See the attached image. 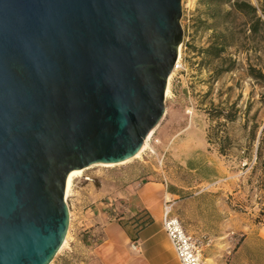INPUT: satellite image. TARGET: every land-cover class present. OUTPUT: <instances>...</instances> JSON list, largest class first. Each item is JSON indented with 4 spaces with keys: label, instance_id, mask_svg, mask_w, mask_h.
Masks as SVG:
<instances>
[{
    "label": "water",
    "instance_id": "obj_1",
    "mask_svg": "<svg viewBox=\"0 0 264 264\" xmlns=\"http://www.w3.org/2000/svg\"><path fill=\"white\" fill-rule=\"evenodd\" d=\"M182 14V0H0V264H52L70 174L141 151Z\"/></svg>",
    "mask_w": 264,
    "mask_h": 264
},
{
    "label": "rangeland",
    "instance_id": "obj_2",
    "mask_svg": "<svg viewBox=\"0 0 264 264\" xmlns=\"http://www.w3.org/2000/svg\"><path fill=\"white\" fill-rule=\"evenodd\" d=\"M233 2L182 0L183 67L171 80L166 114L141 158L114 168L93 167L75 181L68 199L69 242L52 264H104L107 233L118 227L138 234L151 214L135 209L140 196L153 189L161 194V218L168 200L200 242L206 262L264 264L259 237L264 176L256 164L264 89L247 73L244 47L228 50L225 58L237 63L227 73L221 72L231 66L229 60L220 68L218 60L201 54L225 29L223 16ZM251 2L260 8L258 0ZM230 22L242 36L243 17L236 14ZM257 55L264 62V44Z\"/></svg>",
    "mask_w": 264,
    "mask_h": 264
},
{
    "label": "trees",
    "instance_id": "obj_3",
    "mask_svg": "<svg viewBox=\"0 0 264 264\" xmlns=\"http://www.w3.org/2000/svg\"><path fill=\"white\" fill-rule=\"evenodd\" d=\"M258 1L260 2V8L256 7L251 0H234L231 10L227 11L223 16L226 24L225 29L215 34L211 45L208 48L201 50V54L203 55L202 57H204V60H218L221 64L220 68H222L223 64L229 60L231 66L221 72L227 73L232 71L237 63L236 61H232V59L225 58L228 50L232 47H237L238 50L241 51V47H244V50L241 52L247 56V73L250 78L264 89V62L262 57L257 55L258 51L264 44V0ZM236 14L243 17L242 36H240V33L237 32V28L230 22L231 18ZM220 116L228 119V115L220 114ZM253 139L257 140V133H253ZM258 143L256 164L257 167L259 166L262 168L264 176V129L259 137ZM145 213L146 215H149L147 214L148 212ZM152 221L153 218L150 216L148 221L143 222L141 226Z\"/></svg>",
    "mask_w": 264,
    "mask_h": 264
},
{
    "label": "crops",
    "instance_id": "obj_4",
    "mask_svg": "<svg viewBox=\"0 0 264 264\" xmlns=\"http://www.w3.org/2000/svg\"><path fill=\"white\" fill-rule=\"evenodd\" d=\"M168 196L175 198L177 195ZM160 197L161 194L154 189L147 190L140 196L135 211L148 210L153 221L141 226L138 234L130 235L126 229L118 227L110 229L107 233L110 243L103 250L104 264H180L174 247L162 227ZM259 237L264 241L261 231ZM133 245L137 248L134 249Z\"/></svg>",
    "mask_w": 264,
    "mask_h": 264
},
{
    "label": "built area",
    "instance_id": "obj_5",
    "mask_svg": "<svg viewBox=\"0 0 264 264\" xmlns=\"http://www.w3.org/2000/svg\"><path fill=\"white\" fill-rule=\"evenodd\" d=\"M182 67L181 58H179L174 67L172 79L182 71ZM70 216L72 220L71 212ZM161 223L163 230L174 247L180 264H207L203 258V250L200 242L188 233L180 218L174 214L173 204L170 201L164 203ZM133 246L134 249L137 248V246Z\"/></svg>",
    "mask_w": 264,
    "mask_h": 264
},
{
    "label": "bare ground",
    "instance_id": "obj_6",
    "mask_svg": "<svg viewBox=\"0 0 264 264\" xmlns=\"http://www.w3.org/2000/svg\"><path fill=\"white\" fill-rule=\"evenodd\" d=\"M182 50V49H181ZM180 50V57H182V51ZM171 80H172V75L169 79V84H168V89H167V93H166V99H168L171 95ZM156 133V129H154L150 135L148 136V138L146 139L145 141V144L143 146V148L141 149V151L136 155V157H134L133 159H130L126 162H123V163H120V164H98V165H94V166H91L89 168H86V169H83V170H75L73 171L71 174H70V178H69V187H68V191H67V194H66V201L68 202V199L70 197V194L73 190V187H74V184H75V181L79 178H82L84 176V172L93 168V167H104V168H114V167H117V166H122V165H126L128 164L129 162H131L132 160L134 159H139L141 158L142 154L147 150V148L150 146V141L152 139V137L155 135ZM261 236L262 238L264 239V227L262 228L261 230ZM68 242H69V233H68V236H67V239H66V242L64 244V246L62 247V249L60 250V252H62V250L65 249V247L68 245ZM208 264H213L211 261H207Z\"/></svg>",
    "mask_w": 264,
    "mask_h": 264
}]
</instances>
